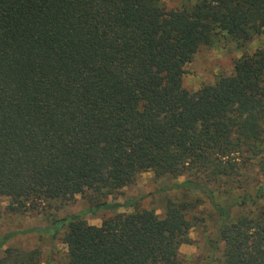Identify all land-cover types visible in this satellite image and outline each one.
<instances>
[{
  "label": "trees",
  "instance_id": "obj_1",
  "mask_svg": "<svg viewBox=\"0 0 264 264\" xmlns=\"http://www.w3.org/2000/svg\"><path fill=\"white\" fill-rule=\"evenodd\" d=\"M263 33L264 0H0V199L16 215L86 206L0 248L37 235L66 264H183L207 205L224 245L210 264H264V45L214 84L183 86L203 48ZM148 172L185 177L163 216L117 202ZM43 262L40 247L0 257Z\"/></svg>",
  "mask_w": 264,
  "mask_h": 264
},
{
  "label": "rangeland",
  "instance_id": "obj_2",
  "mask_svg": "<svg viewBox=\"0 0 264 264\" xmlns=\"http://www.w3.org/2000/svg\"><path fill=\"white\" fill-rule=\"evenodd\" d=\"M168 9L177 8L182 0H164ZM264 45V33L249 42L245 49H237L234 43L220 42L213 47L203 48L196 54L193 61L185 67L183 86L189 91H197L201 87L214 84L219 78L229 76L235 68L237 60L244 53H254ZM185 181V177L174 180L168 177L156 179L151 172L142 174L135 184L125 188L117 202L125 203L126 200H138L141 208L156 211L160 216L165 214L166 204L169 199H180L185 191L173 187L176 182ZM9 202L0 199V239L9 232L25 231L27 229L44 228L53 219L66 217L71 214L81 213L86 209L82 198L61 210L52 211L51 214L16 215L8 210ZM205 211L206 222L193 228L190 237L193 244H185L180 248V258L183 264H210L213 256L221 258L224 245L219 244V251L215 252L214 244L217 241V221L213 209L207 205L201 207ZM128 208H120L111 213L99 212L93 215L86 214L87 221L92 225H101L104 218L110 214L123 213ZM50 214V215H49ZM10 247L33 249L40 247L44 253L43 264H66L65 246L58 240L50 238L40 239L37 235L17 236L3 248H0V257Z\"/></svg>",
  "mask_w": 264,
  "mask_h": 264
}]
</instances>
